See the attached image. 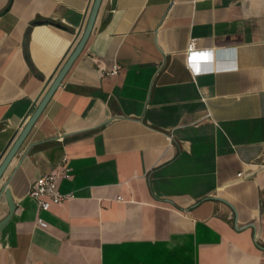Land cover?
<instances>
[{
	"label": "crops",
	"instance_id": "1",
	"mask_svg": "<svg viewBox=\"0 0 264 264\" xmlns=\"http://www.w3.org/2000/svg\"><path fill=\"white\" fill-rule=\"evenodd\" d=\"M94 1L0 0V164ZM110 13L0 181V264H264V0ZM63 165L43 211L30 190Z\"/></svg>",
	"mask_w": 264,
	"mask_h": 264
},
{
	"label": "water",
	"instance_id": "2",
	"mask_svg": "<svg viewBox=\"0 0 264 264\" xmlns=\"http://www.w3.org/2000/svg\"><path fill=\"white\" fill-rule=\"evenodd\" d=\"M102 2H103V0H95L94 1V4H93L92 10H91L87 25H86L80 39L78 40L76 46L74 47V49L72 50V52L70 53V55L66 59L65 63L62 65L61 69L59 70V72L57 73V75L55 76L53 81L51 82V84H50L48 90L46 91L45 95L43 96V98L41 99L39 104L37 105L36 109L34 110L32 115L30 116V118L26 122L25 126L20 131L18 137L16 138V140L12 144L11 148L9 149V151L6 154L3 161L1 162V164H0V181L2 180V178L5 174V172L7 171L8 167L10 166V164L12 163V161L14 160V158L16 157L18 152L20 151V149H21L24 141L26 140L28 134L32 130L33 126L35 125V123L37 122V120L39 119L41 114L43 113V111L46 108V106L48 105L49 101L51 100V98L53 97L55 92L59 89V87L61 86V84H62L64 78L66 77L67 73L69 72L70 68L72 67V65L74 64L76 59L82 53L90 35L92 34V32L94 30ZM115 7H116V0H111V13L108 15L107 19L104 21L103 25L101 26V30L110 21V19L112 17V12L115 10ZM3 193L6 194L8 202H9V215L5 219L0 221V232L4 229V227L11 220V218L15 212V209H16V206L10 197L9 191H7L5 189L3 191Z\"/></svg>",
	"mask_w": 264,
	"mask_h": 264
},
{
	"label": "built area",
	"instance_id": "3",
	"mask_svg": "<svg viewBox=\"0 0 264 264\" xmlns=\"http://www.w3.org/2000/svg\"><path fill=\"white\" fill-rule=\"evenodd\" d=\"M195 46V42H192L189 45L188 51L193 52ZM117 72L118 68L114 66L110 74H117ZM59 176L70 178L69 170L65 165L62 166V172L60 174L52 173L45 175L30 190V196L38 201V205L43 211H48L53 204H59L69 198L68 195L62 194L58 188ZM38 224L41 227H47V223L42 218H38Z\"/></svg>",
	"mask_w": 264,
	"mask_h": 264
}]
</instances>
